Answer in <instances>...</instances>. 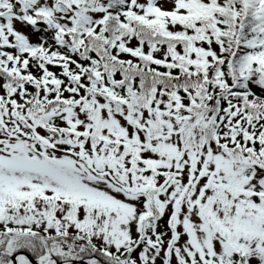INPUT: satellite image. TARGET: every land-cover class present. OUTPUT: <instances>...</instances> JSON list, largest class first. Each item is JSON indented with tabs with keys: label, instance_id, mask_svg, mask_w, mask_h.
<instances>
[{
	"label": "snow or ice",
	"instance_id": "6c2138e0",
	"mask_svg": "<svg viewBox=\"0 0 264 264\" xmlns=\"http://www.w3.org/2000/svg\"><path fill=\"white\" fill-rule=\"evenodd\" d=\"M0 264H264V0H0Z\"/></svg>",
	"mask_w": 264,
	"mask_h": 264
}]
</instances>
